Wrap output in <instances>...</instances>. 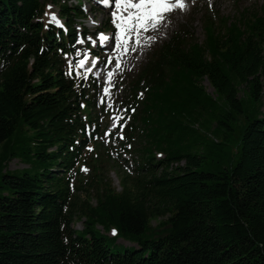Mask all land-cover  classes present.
Instances as JSON below:
<instances>
[{"label":"trees","instance_id":"1","mask_svg":"<svg viewBox=\"0 0 264 264\" xmlns=\"http://www.w3.org/2000/svg\"><path fill=\"white\" fill-rule=\"evenodd\" d=\"M69 1L0 0V264H264V12L207 18L203 44L182 28L152 50L120 102L134 165L118 192L111 159L86 155L97 88L67 67L84 19ZM48 3L66 33L43 22ZM12 159L28 168L11 174Z\"/></svg>","mask_w":264,"mask_h":264},{"label":"rangeland","instance_id":"2","mask_svg":"<svg viewBox=\"0 0 264 264\" xmlns=\"http://www.w3.org/2000/svg\"><path fill=\"white\" fill-rule=\"evenodd\" d=\"M185 8L183 10L176 9L167 14V23L159 27L157 30L148 31L144 35L139 36V44L135 42V36L133 33L134 41L131 43V47L125 48V51H122L121 55L118 57L119 60L116 61V66L114 73H116V67L119 66L122 62L123 67L121 70V75L114 79L115 84L112 85L113 88H107L105 92V78L102 76L100 68L96 70L94 78L97 80L98 94H97V103L98 107L92 112V117L98 120L99 132L100 135L95 139L89 148L86 151V155L96 164V160H106L111 159V165L108 164L104 166V173L106 179L111 182L114 188L121 192V185L119 174L123 175V171L127 169H132L133 158L130 156H121L120 145L117 141L120 140V136L124 134L122 127L120 129L121 121L124 118L125 110L121 107V99L125 96V90L131 84V80L139 73L141 67L147 62L149 55L152 52V49L160 45L162 42H165L170 39V37L178 32L180 29L186 30L190 36L193 37V40L203 44L206 40V30L205 23L206 19L210 18L215 22V24L220 27L221 20H227L228 24H238L242 16L252 17L261 15L264 12V0H185ZM82 6L84 15L87 17L88 21H79L78 23H84L86 32L91 33L92 28L103 29L104 27H109L111 25L114 27V23L111 20L110 14L102 11L99 7L93 6L89 3V0H71L69 6ZM58 9L51 3H48L46 6V13L43 17L45 24H51L56 27L62 28L64 21L58 15ZM53 16L55 19H53ZM93 26V27H92ZM96 29V31H97ZM95 30V29H94ZM78 31L80 27L78 26ZM117 34V33H116ZM116 34H113L114 47L111 50V54L115 55L117 51L116 47ZM153 37L152 40L145 41L148 37ZM95 40V37H93ZM81 41L77 44V51L74 56L67 57V67L69 71L75 73L76 77L79 80H87V75L81 70L82 66H79L78 59L84 55L85 49L79 47ZM132 49H135L133 51ZM107 54L106 51L103 52V56ZM120 59L122 61H120ZM120 61V62H119ZM82 64V63H80ZM108 64V63H107ZM107 67V65H106ZM205 91L210 95L215 97V93L209 83L204 81L202 83ZM145 94V93H144ZM144 94L141 97H144ZM240 98H244L243 93L240 94ZM264 112V109H263ZM120 123V124H119ZM129 121H126L124 126L127 127ZM115 125V126H114ZM205 134H211L207 132L206 129L201 130ZM107 133V135H106ZM116 141V147L113 146V142ZM139 145V140H136L135 147ZM233 152V151H232ZM231 152V154H232ZM1 153V151H0ZM161 158L158 156V159ZM86 167L87 171L84 172L81 170V167ZM114 168H113V167ZM28 165L22 162L20 159H12L6 163V171L11 174L16 173L20 175V171L27 169ZM58 170V169H57ZM90 168L81 164L75 171V181L74 185V196L80 198L79 201L85 200L87 193L83 191H78V188L81 186V181L86 182L87 178L90 176ZM128 173V172H127ZM1 181V179H0ZM94 191L90 193V202L93 206L96 205L93 195ZM88 198V197H87ZM168 217L160 218L152 222L153 227H158L160 223L166 222ZM85 219L76 221L74 228L77 231L83 230V224ZM98 230L102 231L100 226L97 227ZM104 233V232H103ZM84 236V234H81ZM113 233H109L108 236L113 237ZM118 245L122 246H131V244L119 240Z\"/></svg>","mask_w":264,"mask_h":264},{"label":"snow or ice","instance_id":"3","mask_svg":"<svg viewBox=\"0 0 264 264\" xmlns=\"http://www.w3.org/2000/svg\"><path fill=\"white\" fill-rule=\"evenodd\" d=\"M99 2L105 7H111L110 0H99ZM113 2L119 10V12H112L113 23L118 30L117 49L122 46L127 48L130 41L134 39L132 33H135V42L139 44L140 32L154 31L166 25L168 13L176 9L183 10L186 6L184 0H113ZM53 19H55L54 16ZM101 39L107 40L108 37L101 34ZM148 39L152 40L153 37L149 36ZM132 50L135 51V49Z\"/></svg>","mask_w":264,"mask_h":264},{"label":"bare ground","instance_id":"4","mask_svg":"<svg viewBox=\"0 0 264 264\" xmlns=\"http://www.w3.org/2000/svg\"><path fill=\"white\" fill-rule=\"evenodd\" d=\"M114 3V2H113ZM104 8H106L105 6H103ZM178 10V9H177ZM114 11H117V12H119V10L118 9H116V7H115V4H114V6H113V10H112V12H114ZM112 12H111V15H112ZM112 17H113V15H112ZM114 19V18H113ZM117 22H119V21H117ZM132 36H133V33H132ZM133 41L134 40H131V42L130 43H133ZM106 49H107V47H106Z\"/></svg>","mask_w":264,"mask_h":264}]
</instances>
